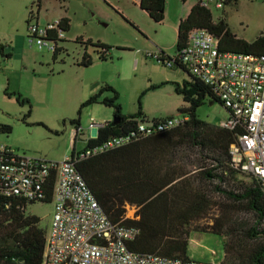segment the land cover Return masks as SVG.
<instances>
[{
	"label": "rangeland",
	"instance_id": "rangeland-1",
	"mask_svg": "<svg viewBox=\"0 0 264 264\" xmlns=\"http://www.w3.org/2000/svg\"><path fill=\"white\" fill-rule=\"evenodd\" d=\"M138 0H40V7L28 0L22 8L11 0H0V124L11 128L9 134L0 133V145L15 154L62 162L70 155L73 131L78 118L79 127L74 153L85 148L87 139L96 134L97 127L112 121L113 111L102 104L80 107L103 85L117 93L121 114L140 112L147 118L177 116L183 107L182 96L175 93L174 83L188 81L177 67L162 66L155 58L175 53L176 26L187 14L188 7L200 0H165L164 19L153 22L139 9ZM213 22L223 18L237 38L253 41L264 32V0H237L234 4L216 8L206 6ZM30 23L44 24L43 15L50 20L64 16L69 20L64 39L58 44L55 58L46 50L27 43ZM37 17V18H36ZM87 42L107 46L106 59L99 60L96 50ZM83 55L91 63L81 67ZM103 91L102 97H110ZM198 118L211 125H220L228 113L218 102L205 99L196 110ZM93 125V126H91ZM195 158L184 162L186 169H194ZM248 180L249 176L241 174ZM230 184L231 181H228ZM227 187L226 184H223ZM212 210L196 226L208 225L212 219L245 221L248 215L229 209V202L212 193ZM125 217L133 218L134 207H125ZM53 202L26 204L25 213L36 216L39 226L47 232L50 227ZM233 212V213H232ZM224 239L210 232H189L186 256L204 264H219L223 260Z\"/></svg>",
	"mask_w": 264,
	"mask_h": 264
},
{
	"label": "trees",
	"instance_id": "trees-1",
	"mask_svg": "<svg viewBox=\"0 0 264 264\" xmlns=\"http://www.w3.org/2000/svg\"><path fill=\"white\" fill-rule=\"evenodd\" d=\"M236 1L222 0L221 4L223 7ZM33 4L38 12L40 0H31V6ZM164 6L165 0H138L139 9L155 23L163 21ZM32 15L30 12L28 18ZM61 19L65 32L69 20ZM194 29L206 30L219 38L222 51L264 56L262 34L250 42L237 38L223 18L213 22L209 9L200 2L192 5L187 15L179 20L175 50L185 43L188 33ZM87 43L100 49V52L95 51L99 60L106 59L107 46ZM0 53L3 55L1 44ZM57 53L52 55L53 59ZM165 58H158L157 62L166 66L164 62L170 57ZM90 63L91 60L83 55L78 65L86 67ZM175 67L189 78L181 85L174 83L175 93L181 95L185 103L178 109V115L187 116V120L169 130L148 136L136 135L121 147L78 162L76 170L112 223L138 231L136 237L127 243L129 250L187 261L190 260L186 256L189 232L195 230L223 237V260L219 264H264V192L256 177L249 174H245L249 176L248 180L241 177L244 173L233 167L229 153L239 132L198 118L196 110L205 99L222 103L209 86L182 67ZM105 90L112 95L102 97ZM90 104L111 108L113 119L97 127L95 137L87 139L85 148L133 132L136 120L144 118L140 107L133 115H122L117 93L108 85L101 86L80 107ZM71 123L76 124V128L70 156L74 154L78 118ZM10 131L9 126L0 124V133L9 134ZM190 157L195 158L192 170L186 169L184 164ZM52 184L53 180L44 199L38 202L51 201ZM212 193L219 194L229 202L230 210L243 212L248 219L215 218L208 225L196 226L195 223L209 216L214 206ZM34 202L19 198L0 200V264H41L46 232L39 226L36 216L25 213L26 204ZM126 206L135 208L133 218L125 217Z\"/></svg>",
	"mask_w": 264,
	"mask_h": 264
},
{
	"label": "built area",
	"instance_id": "built-area-1",
	"mask_svg": "<svg viewBox=\"0 0 264 264\" xmlns=\"http://www.w3.org/2000/svg\"><path fill=\"white\" fill-rule=\"evenodd\" d=\"M199 2L205 7L209 2L222 7V0ZM32 18L26 24L27 43L52 54L57 52L64 39L62 19L47 20L39 26L36 21L30 23ZM160 55L156 60L163 58ZM164 64L182 67L212 89L228 113V119L219 126L239 132L229 148L233 167L256 177L264 192V56L222 51L219 38L194 29ZM186 120L185 115L136 120L133 132L83 148L59 163L15 154L0 145V200L38 202L53 180V212L41 264H204L129 250L127 243L138 231L108 219L75 167L88 157L129 143L136 135L169 130Z\"/></svg>",
	"mask_w": 264,
	"mask_h": 264
},
{
	"label": "crops",
	"instance_id": "crops-1",
	"mask_svg": "<svg viewBox=\"0 0 264 264\" xmlns=\"http://www.w3.org/2000/svg\"><path fill=\"white\" fill-rule=\"evenodd\" d=\"M12 1V4L14 5V4H16L17 6L18 5H20L21 6V8H22V6L23 5H26V3H27V1L28 0H11ZM137 5H138V1H137ZM192 5H194V4H191L189 7H188V11H189V9H190V7L192 6ZM23 9V8H22ZM188 11H187V13H188ZM30 13V12H29ZM187 15V14H186ZM185 15V16H186ZM62 17H64V16H60L59 18H62ZM0 18H1V20H3V21H7V23H11V21L9 20V18L7 17V15H6V13H5V10L4 11H1V13H0ZM37 18V17H36ZM66 18V17H65ZM47 20H50L49 19V16L48 15H43V21L45 22V21H47ZM5 21V22H6ZM36 21V20H35ZM179 22V21H178ZM178 24V23H177ZM176 28H177V26H176ZM63 41V40H62ZM61 41V42H62ZM53 55V54H52ZM57 55V54H56ZM184 73V72H183ZM141 114L143 115V117H144V119H150V118H147L146 117V115L145 114H143L142 112H141ZM168 116H173V115H168ZM168 116H165V117H168ZM156 118H160V116L159 117H152L151 119H156ZM74 136H75V130L73 131V137H72V139L74 138Z\"/></svg>",
	"mask_w": 264,
	"mask_h": 264
}]
</instances>
